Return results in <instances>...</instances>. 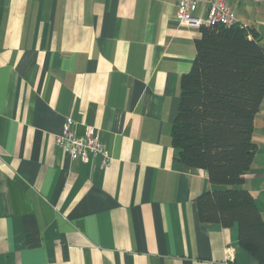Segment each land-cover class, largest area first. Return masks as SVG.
I'll list each match as a JSON object with an SVG mask.
<instances>
[{
    "label": "crops",
    "instance_id": "0c3cea01",
    "mask_svg": "<svg viewBox=\"0 0 264 264\" xmlns=\"http://www.w3.org/2000/svg\"><path fill=\"white\" fill-rule=\"evenodd\" d=\"M264 46V0H229ZM178 0H0V264H260L237 223L201 220L213 184L172 130L199 28ZM93 126L111 164L56 145ZM243 186L264 217V98Z\"/></svg>",
    "mask_w": 264,
    "mask_h": 264
},
{
    "label": "trees",
    "instance_id": "16d2710c",
    "mask_svg": "<svg viewBox=\"0 0 264 264\" xmlns=\"http://www.w3.org/2000/svg\"><path fill=\"white\" fill-rule=\"evenodd\" d=\"M196 56L181 79L172 138L181 161L213 184L197 199L202 221L237 223L241 245L264 264V217L243 186L257 152L254 120L264 98V46L256 28L204 24ZM230 264H236L232 261Z\"/></svg>",
    "mask_w": 264,
    "mask_h": 264
},
{
    "label": "built area",
    "instance_id": "2783aa9c",
    "mask_svg": "<svg viewBox=\"0 0 264 264\" xmlns=\"http://www.w3.org/2000/svg\"><path fill=\"white\" fill-rule=\"evenodd\" d=\"M176 17L181 25L199 27L204 23L236 22L235 9L229 0H178ZM73 119L69 117L61 133L56 136V145L67 151L73 158L89 162L92 157L101 156L102 165L109 166L111 157L107 143L93 126H88L83 135H77L73 129ZM233 257L225 261H212L211 264H230Z\"/></svg>",
    "mask_w": 264,
    "mask_h": 264
},
{
    "label": "rangeland",
    "instance_id": "374dc122",
    "mask_svg": "<svg viewBox=\"0 0 264 264\" xmlns=\"http://www.w3.org/2000/svg\"><path fill=\"white\" fill-rule=\"evenodd\" d=\"M177 3H178V2H177ZM235 15H236V14H235ZM236 19H237V18H236ZM237 22H239L238 19L236 20L235 23H237ZM216 23H219V22H216ZM235 23H234V24H235ZM240 23H241V22H240ZM204 24H209V23H204ZM204 24H202V25H204ZM222 24H224V23H222ZM243 24H244V23H243ZM202 25H201V26H202ZM225 25H226V24H225ZM244 25H245V24H244ZM201 26H199V27H195V28H199V29H200ZM228 26H229V25H228Z\"/></svg>",
    "mask_w": 264,
    "mask_h": 264
}]
</instances>
